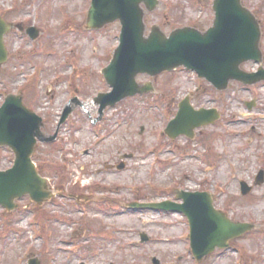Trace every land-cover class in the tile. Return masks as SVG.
I'll list each match as a JSON object with an SVG mask.
<instances>
[{"label":"rangeland","instance_id":"374dc122","mask_svg":"<svg viewBox=\"0 0 264 264\" xmlns=\"http://www.w3.org/2000/svg\"><path fill=\"white\" fill-rule=\"evenodd\" d=\"M242 1L261 24L264 59V0ZM212 3L160 0L155 12L146 13L147 33L155 25L166 34L184 27L208 30ZM90 5L0 0V16L14 24L6 37L9 60L0 68V107L7 95H22L43 118V136L57 133L52 143L38 142L34 160L61 194L39 209L28 197L11 213L0 206V264H153V258L160 264H264V183L255 184L264 172V83L233 84L222 93L184 70L153 79L142 75L137 82L152 81L155 93L119 103L92 126L98 117L93 100L110 91L101 71L119 45L122 26L117 21L85 31ZM31 27L39 30L35 40L26 33ZM242 69L256 72L258 65ZM186 97L197 109H217L221 119L193 139L171 140L165 129ZM68 104L72 113L60 126ZM13 161L12 152L0 148V169ZM121 162V171L111 170ZM242 182L253 192L242 196ZM177 191L208 192L217 210L256 229L197 262L183 215L126 209L138 200H175ZM142 233L149 242L141 243Z\"/></svg>","mask_w":264,"mask_h":264},{"label":"water","instance_id":"95a60500","mask_svg":"<svg viewBox=\"0 0 264 264\" xmlns=\"http://www.w3.org/2000/svg\"><path fill=\"white\" fill-rule=\"evenodd\" d=\"M159 5V0H92L85 25L87 30H100L117 21L122 25L120 46L109 66L103 70L112 91L96 98L101 106L100 115L106 108L127 98L154 92L152 83L138 84L137 77L142 74L158 77L185 68L219 91L227 90L233 81L246 85L264 82L263 67L257 73L241 69L249 61H263L259 22L242 0H214L215 19L213 26L205 32L185 27L167 36L159 26H153L146 34V13L154 12ZM11 28L0 18V68L8 60L4 38ZM30 34L35 39L38 31L31 29ZM70 113L69 107L62 122ZM219 118L216 110H195L187 98L180 104L179 112L169 123L166 133L171 139L183 135L193 138L196 129L214 124ZM43 126V119L25 106L21 95L6 97L0 108V147L13 152L14 164L6 171L0 170V206L8 212L14 211L16 201L23 197H30L40 208L55 196L32 159L38 142L48 143L55 138L44 137ZM256 182L264 183L263 171ZM251 190L248 184L242 183L243 195ZM177 198L183 203H135L132 207L184 214L190 223L191 248L197 260L211 255L216 249L228 248L229 241L252 228L248 224L234 223L217 211L210 194L179 191ZM143 239L147 240L145 236ZM29 264L40 263L31 260Z\"/></svg>","mask_w":264,"mask_h":264},{"label":"flooded vegetation","instance_id":"af4514ba","mask_svg":"<svg viewBox=\"0 0 264 264\" xmlns=\"http://www.w3.org/2000/svg\"><path fill=\"white\" fill-rule=\"evenodd\" d=\"M98 112H99V108H98ZM124 166V165H123ZM111 168V170H117V168H116V166L114 167V166H112V167H110ZM115 168V169H114Z\"/></svg>","mask_w":264,"mask_h":264}]
</instances>
